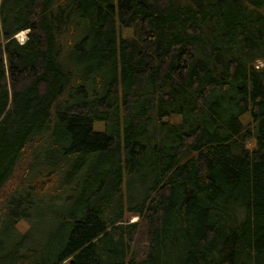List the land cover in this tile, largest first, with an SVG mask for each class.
Segmentation results:
<instances>
[{"label":"trees","instance_id":"1","mask_svg":"<svg viewBox=\"0 0 264 264\" xmlns=\"http://www.w3.org/2000/svg\"><path fill=\"white\" fill-rule=\"evenodd\" d=\"M18 170L0 264H264V0H0Z\"/></svg>","mask_w":264,"mask_h":264},{"label":"rangeland","instance_id":"2","mask_svg":"<svg viewBox=\"0 0 264 264\" xmlns=\"http://www.w3.org/2000/svg\"><path fill=\"white\" fill-rule=\"evenodd\" d=\"M17 39L20 41V42H24L26 41L27 39V35H26V32L22 33V34H19L17 36ZM260 65H263L262 62L260 61L259 63ZM22 175V172L21 170H18L13 178V180L8 183V185L6 186V188L4 189L3 193L1 194L0 196V206H2L5 198L7 197V195L9 194L10 191H12L14 189V187L17 185V183L19 182L20 180V176ZM137 218L135 217H132L131 218V221H135ZM23 225V224H22Z\"/></svg>","mask_w":264,"mask_h":264}]
</instances>
